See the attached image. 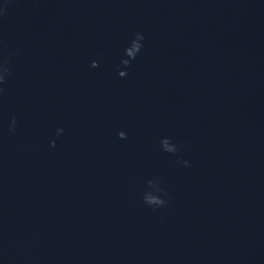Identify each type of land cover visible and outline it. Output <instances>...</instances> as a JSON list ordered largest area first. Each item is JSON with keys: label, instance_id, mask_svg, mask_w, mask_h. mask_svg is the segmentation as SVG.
<instances>
[{"label": "water", "instance_id": "95a60500", "mask_svg": "<svg viewBox=\"0 0 264 264\" xmlns=\"http://www.w3.org/2000/svg\"><path fill=\"white\" fill-rule=\"evenodd\" d=\"M0 264H264V0H0Z\"/></svg>", "mask_w": 264, "mask_h": 264}]
</instances>
